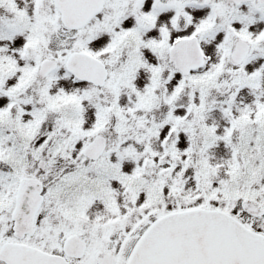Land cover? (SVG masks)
<instances>
[{
  "label": "snow or ice",
  "instance_id": "snow-or-ice-1",
  "mask_svg": "<svg viewBox=\"0 0 264 264\" xmlns=\"http://www.w3.org/2000/svg\"><path fill=\"white\" fill-rule=\"evenodd\" d=\"M0 264H264V0H0Z\"/></svg>",
  "mask_w": 264,
  "mask_h": 264
}]
</instances>
